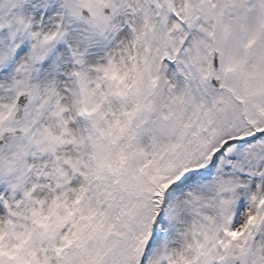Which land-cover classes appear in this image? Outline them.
Wrapping results in <instances>:
<instances>
[{
    "label": "snow or ice",
    "instance_id": "obj_1",
    "mask_svg": "<svg viewBox=\"0 0 264 264\" xmlns=\"http://www.w3.org/2000/svg\"><path fill=\"white\" fill-rule=\"evenodd\" d=\"M0 264H264V0H0Z\"/></svg>",
    "mask_w": 264,
    "mask_h": 264
}]
</instances>
